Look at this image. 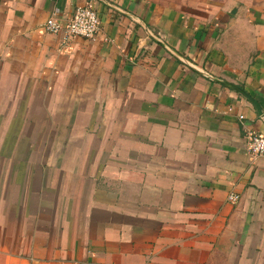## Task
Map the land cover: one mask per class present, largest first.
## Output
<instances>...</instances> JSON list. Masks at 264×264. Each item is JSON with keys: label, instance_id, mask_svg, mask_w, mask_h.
Returning a JSON list of instances; mask_svg holds the SVG:
<instances>
[{"label": "crops", "instance_id": "obj_1", "mask_svg": "<svg viewBox=\"0 0 264 264\" xmlns=\"http://www.w3.org/2000/svg\"><path fill=\"white\" fill-rule=\"evenodd\" d=\"M89 1L0 0V77L51 82L47 147L0 132V264H264V0H94L95 40L42 28Z\"/></svg>", "mask_w": 264, "mask_h": 264}, {"label": "rangeland", "instance_id": "obj_2", "mask_svg": "<svg viewBox=\"0 0 264 264\" xmlns=\"http://www.w3.org/2000/svg\"><path fill=\"white\" fill-rule=\"evenodd\" d=\"M1 83L5 84L8 88L15 86L18 83L19 90L17 93L19 106L14 109H7L8 123L4 122L0 124V132L7 131L9 133V139L5 142V147L9 149L12 147L11 142L14 133H24L23 142L26 148H44L48 146V140L46 136L49 132V124L47 123L48 116V97L50 94V85L47 79L46 72L43 76L32 75L31 72L25 71L23 75L14 77V75H8L3 79L0 77ZM13 81H16L14 83ZM8 99H13L15 93H6ZM1 110V109H0ZM1 120V118H0ZM30 135V136H29ZM26 140V141H24ZM33 145V146H32Z\"/></svg>", "mask_w": 264, "mask_h": 264}, {"label": "built area", "instance_id": "obj_3", "mask_svg": "<svg viewBox=\"0 0 264 264\" xmlns=\"http://www.w3.org/2000/svg\"><path fill=\"white\" fill-rule=\"evenodd\" d=\"M42 28L53 35L61 36L64 42H69L75 37L95 40L101 28V21L94 0H91L86 5L77 7L73 17L68 21L60 18L57 12L54 13L46 20ZM240 119H244V115H240ZM248 150L256 157L264 155V135L250 134ZM229 198L237 201L239 196L232 193Z\"/></svg>", "mask_w": 264, "mask_h": 264}]
</instances>
